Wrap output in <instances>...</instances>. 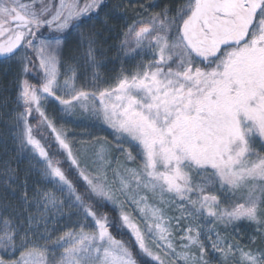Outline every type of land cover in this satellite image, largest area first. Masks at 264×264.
<instances>
[{
    "label": "snow or ice",
    "instance_id": "obj_1",
    "mask_svg": "<svg viewBox=\"0 0 264 264\" xmlns=\"http://www.w3.org/2000/svg\"><path fill=\"white\" fill-rule=\"evenodd\" d=\"M103 7V0H0V57H16L24 77L14 137L52 185L29 189L16 169L4 170V184L20 196L12 215L0 214V264H264V0H182L156 12L140 5L120 42L140 59L106 87L78 88L75 67L60 71L63 37ZM44 29L51 35L39 38ZM79 35L96 66L98 33ZM37 68L33 83L26 74ZM49 98L63 114L79 110L106 125L117 147L95 139L92 167L82 166L89 149L73 151L67 129L47 113ZM44 128L58 148L42 143ZM108 204L137 251L110 231ZM66 215L76 219L60 230ZM241 221L256 228L247 243L227 234Z\"/></svg>",
    "mask_w": 264,
    "mask_h": 264
},
{
    "label": "trees",
    "instance_id": "obj_2",
    "mask_svg": "<svg viewBox=\"0 0 264 264\" xmlns=\"http://www.w3.org/2000/svg\"><path fill=\"white\" fill-rule=\"evenodd\" d=\"M83 0H81V3ZM182 0H103L104 7L100 10L99 16H94L93 19L87 20L80 29H73L68 31L63 37V54L62 60L67 65L73 67L79 66L76 61L77 55L81 53V46L79 40H77V34L80 31H93L98 33L96 36V66L95 70L99 76V81L102 87L108 86L113 82V78L120 72L123 67L126 70H131L137 61L140 59V55L133 54L132 56H126L124 51L121 50L120 42L123 39V33L127 29L128 25L132 24L133 20L140 18L137 13L143 12L140 5H155L150 7L149 12L160 11L165 5H169L173 8ZM107 14V18L105 16ZM105 19L107 22L105 23ZM51 35L47 29L42 30L39 38H44ZM86 42V41H85ZM23 50H21L22 52ZM87 51V42L85 46V53ZM74 61H71L72 59ZM76 67V68H77ZM26 74V78L33 83H37L35 72ZM24 78L21 75V66L16 57L11 60H0V203L10 204L16 206L20 196V191L13 192L11 188L4 184L5 176L4 170L6 167H11L17 170L19 176L18 183L27 179L29 189L41 185L39 169L41 165L35 166L34 170L33 162L28 160L30 157L23 151H20L17 141L14 137L15 120L18 112H21L22 106L17 101L18 94V82ZM47 113L59 127L60 113L58 111V103L52 98H49L47 103ZM39 117L37 115L30 117L31 123L35 125ZM37 138H41V133H36ZM43 136L46 139H42V143H51L55 145L54 137L51 135V130L44 128ZM110 136V135H109ZM58 148V145H55ZM66 160V154H65ZM39 158H36V161ZM35 161V162H36ZM64 167L67 169L69 163L66 161ZM71 179L76 181L77 186L81 192L84 190V182L79 179L78 172L75 168H72L68 173ZM44 187V186H42ZM45 188V187H44ZM35 211V207L32 209ZM102 211L106 212L109 216L110 222L113 227L110 231L117 239H123L131 241L134 246V251H137L134 245V238L127 228L117 227L120 222V213L116 208L108 204ZM255 225L249 224L247 221L239 222L235 228H229L227 234L236 239H240L242 243H247L248 238L255 234ZM264 247V244H261ZM147 260L148 258L145 257ZM154 264V262H150Z\"/></svg>",
    "mask_w": 264,
    "mask_h": 264
},
{
    "label": "rangeland",
    "instance_id": "obj_3",
    "mask_svg": "<svg viewBox=\"0 0 264 264\" xmlns=\"http://www.w3.org/2000/svg\"><path fill=\"white\" fill-rule=\"evenodd\" d=\"M77 40L80 42L81 46V53L77 55L76 61L79 63V66H75L77 69V79H76V85L77 87H84L86 89H91L94 85L95 86H102L100 81H93V76L97 74V71L95 70V66H92L90 62L86 61L85 58V46L86 42L84 44H81L80 35L77 34ZM63 46H62V53H61V65H60V71L61 73L64 72L67 64L63 62L62 60V54H63ZM5 59L3 57H0V60ZM73 58L71 61H74ZM64 76H60L61 82L63 81ZM58 103V102H57ZM58 111L61 115L60 122L61 126L63 128L67 129L68 131V138L72 143L73 151L79 152L82 151V148L84 146H87L89 151L86 156L82 157V166L84 163L88 164V166L91 168V158H92V145L91 142H93L95 139L99 138L102 140H106L113 149L117 147L115 137L112 133V130L109 129L106 125H103L99 122L93 121L90 118H88L86 115L82 114L79 110L75 112V114L72 115H66L63 114L60 111L59 104H58ZM36 114L34 113L33 116ZM110 135V136H109ZM127 147V145H125ZM259 147V145H257ZM26 155H29L30 157L28 160H31L33 162V165L39 166V163H37L36 158H33V154L31 153L30 149L23 151ZM114 157H121L122 154L119 151H113ZM36 161V162H35ZM32 165V166H33ZM131 166V165H130ZM113 167H115V162H113ZM36 167H34V170ZM109 179H112V174L109 172ZM40 181L42 182L41 185L45 188H51L52 185L44 180L43 177H40ZM58 195H61L58 193ZM5 206L7 207V211H5ZM12 207L9 203L8 204H2L0 203V214L3 215H12ZM115 207V206H114ZM116 208V207H115ZM126 208L128 211L132 212V215L135 216L137 219H140V213L135 210V205H126ZM116 210L119 212V209L116 208ZM65 212H67V208H65ZM170 215L173 213H169ZM76 217L69 218L67 215L60 221L59 224L56 225V227L60 230H64V226L67 225L69 227L72 226V221L75 220ZM244 222V221H241ZM228 231V230H227ZM60 233L57 232L56 235H59ZM210 250V249H209ZM18 254V253H17ZM215 255V254H213ZM211 258V257H210ZM213 264H215V261H213Z\"/></svg>",
    "mask_w": 264,
    "mask_h": 264
}]
</instances>
